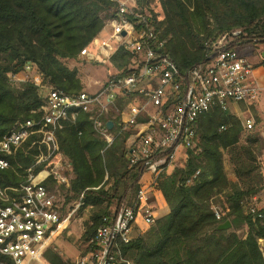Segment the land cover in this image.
I'll list each match as a JSON object with an SVG mask.
<instances>
[{"label":"trees","instance_id":"obj_1","mask_svg":"<svg viewBox=\"0 0 264 264\" xmlns=\"http://www.w3.org/2000/svg\"><path fill=\"white\" fill-rule=\"evenodd\" d=\"M150 1L137 0L138 9L154 18L168 40L166 52L183 72L204 62L210 45L225 33L241 31L240 39L246 43L264 41V0H155L160 13L151 10ZM104 12L105 17L115 13L109 0H0V140L16 123L36 120L32 112L41 107L36 84L16 86L9 79L28 62L43 75L42 84L67 93L83 90L77 71L64 61L79 56L100 32ZM133 55L121 48L112 61L124 68ZM117 102L122 110L139 100L129 95ZM111 119L113 131L120 132V116ZM147 120L139 116L137 123ZM243 131L236 115L219 109L198 118L194 144L184 150V164L163 165L157 177L170 213L144 228L143 235L117 241L124 258L132 264H264L259 245V240L264 242V208L252 212L248 205L264 190V173L254 150L258 142H264L252 136L241 144ZM48 132L47 126H38L10 153L0 154L9 163V168L0 170V187L11 198L12 188L22 184L33 164L51 151ZM138 133L129 126L107 146L87 120L80 119L55 134L72 175L68 186H59L57 209L61 217L79 201L82 210L89 209L83 234L88 251L97 248L96 230L112 224L122 205L135 207L139 189L148 184L145 161L131 163V150L138 151ZM225 154L233 166V179L224 169ZM162 157H169L168 152L153 159ZM43 167L36 166L34 172ZM46 184L54 187L56 182L50 179ZM216 210L222 213L220 219ZM226 221L231 227L219 229ZM43 260L71 264L50 246Z\"/></svg>","mask_w":264,"mask_h":264},{"label":"built area","instance_id":"obj_2","mask_svg":"<svg viewBox=\"0 0 264 264\" xmlns=\"http://www.w3.org/2000/svg\"><path fill=\"white\" fill-rule=\"evenodd\" d=\"M109 1L115 13L103 17L102 29L80 50L79 57L87 62L108 61L124 48L134 54L129 64L93 92L67 93L46 87L41 95V107L32 112L37 115L36 120L16 123L0 140V154L10 153L30 130L44 125L49 129L46 140L51 146L48 155L28 170L26 180L12 188L13 198L0 187V264H46L43 252L83 205L79 201L75 210L64 217L57 209L59 186H68L72 175L71 164L59 151L55 134L68 125L87 120L107 146L120 132L134 126L139 130V141L138 151L131 150V163L144 160L150 174L148 184L138 191L136 206L122 205L112 224L96 230L97 248L78 257L75 264H132L116 243L133 239L129 234L139 222L144 228L155 222L161 199L157 188L160 168L172 164L181 150L192 147L198 118L219 109L236 115L245 129L254 126L252 116L246 117L242 106L249 110L259 103L264 85L260 83L258 68L237 50L246 43L240 39L241 31L220 36L210 45L204 62L183 72L166 52L168 40L156 28L154 18L138 9L137 0ZM112 40L116 48L109 53L107 46ZM31 66L28 62L24 69ZM129 95L139 102L120 110L118 99ZM240 111L246 117L243 120ZM116 116H120L123 124L118 133L113 131L111 119ZM139 116H147V122L137 123ZM110 120L111 129L107 126ZM167 152L169 157L153 159ZM38 165L44 167L35 173ZM7 168L8 161L0 157V170ZM50 179L56 182L54 187L46 184ZM215 216L220 219L222 213L216 210Z\"/></svg>","mask_w":264,"mask_h":264},{"label":"rangeland","instance_id":"obj_3","mask_svg":"<svg viewBox=\"0 0 264 264\" xmlns=\"http://www.w3.org/2000/svg\"><path fill=\"white\" fill-rule=\"evenodd\" d=\"M150 8L156 13H160V7L157 1H150ZM106 12L101 14V17H105ZM116 48V42L110 41L107 46L109 53H112ZM238 52L246 57L249 62L255 65L256 68L261 69L264 73V41L257 43H244L237 47ZM69 69H75L77 71V76L81 81L84 91H96L103 82H105L110 76L118 74L123 68H119L112 61V58L108 61L99 60L96 62H87L81 57L77 56L75 59H70L64 61ZM32 65V64H31ZM264 77V75H263ZM10 82L16 86H20L23 82H31L38 86L39 95L44 93L48 85L42 84L43 75L39 72L38 68L34 65L30 69H23L21 73L16 76L9 77ZM42 84V85H41ZM247 108L242 107V111L245 112L246 117L248 115L252 116L254 120V126L251 129H244L241 136V144H245L246 140L252 136H257L263 139L264 142V91L261 96L260 102ZM242 120L245 119L242 112H238ZM255 154L257 157V163L259 170L264 173V145L260 142L254 147ZM185 152L181 150L174 159V162L170 164L171 167H180L185 161ZM224 169L228 178H235L233 172V166L228 161V155H224ZM60 199V198H59ZM78 203V202H77ZM72 204V208L69 212L75 210V205ZM248 205L256 210H261L264 208V190L248 201ZM68 212V213H69ZM67 213V214H68ZM89 209L82 210V206L76 210V213L64 224L61 231L52 239L50 247L55 250L60 256L69 261L71 264H75L78 257L84 256L91 251L87 250L89 243H86L83 239V234L85 232V221L89 219ZM148 229V227H147ZM137 234L135 226L132 228L129 236L134 237ZM144 232L141 234L143 235ZM260 248L264 252V243L259 242Z\"/></svg>","mask_w":264,"mask_h":264},{"label":"crops","instance_id":"obj_4","mask_svg":"<svg viewBox=\"0 0 264 264\" xmlns=\"http://www.w3.org/2000/svg\"><path fill=\"white\" fill-rule=\"evenodd\" d=\"M258 73H259V80H260V83L262 85H264V73L261 71V69L258 68ZM253 199H256V196L253 197ZM159 204H160V208L159 210H157L156 214H155V218L158 219V218H161V217H164L166 215H168L170 213V209L168 207V205L166 204V202L163 201V199L161 198L160 201H159ZM221 212V211H220ZM135 229L137 231V234L134 236V237H131V238H137L139 237L143 231H144V227L142 224H140V222L138 223V226H135ZM259 242H263V240H259ZM264 243V242H263ZM262 253H263V256H264V252L263 250L261 249Z\"/></svg>","mask_w":264,"mask_h":264},{"label":"water","instance_id":"obj_5","mask_svg":"<svg viewBox=\"0 0 264 264\" xmlns=\"http://www.w3.org/2000/svg\"><path fill=\"white\" fill-rule=\"evenodd\" d=\"M107 126L111 129L113 127V121H108ZM231 227V223L229 221H226L225 223L219 225V229L227 230Z\"/></svg>","mask_w":264,"mask_h":264}]
</instances>
